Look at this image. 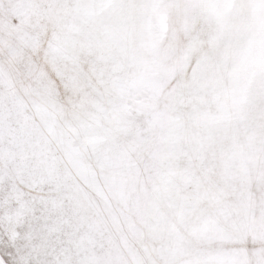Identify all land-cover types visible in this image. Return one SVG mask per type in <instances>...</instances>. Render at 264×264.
Segmentation results:
<instances>
[{"label":"snow or ice","instance_id":"obj_1","mask_svg":"<svg viewBox=\"0 0 264 264\" xmlns=\"http://www.w3.org/2000/svg\"><path fill=\"white\" fill-rule=\"evenodd\" d=\"M0 264H264V0H0Z\"/></svg>","mask_w":264,"mask_h":264}]
</instances>
